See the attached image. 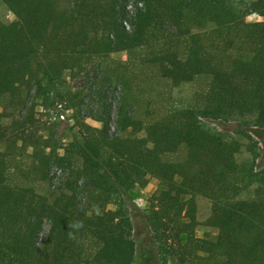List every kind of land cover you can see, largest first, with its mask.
<instances>
[{
	"label": "trees",
	"instance_id": "1",
	"mask_svg": "<svg viewBox=\"0 0 264 264\" xmlns=\"http://www.w3.org/2000/svg\"><path fill=\"white\" fill-rule=\"evenodd\" d=\"M0 2L16 17L9 24L0 21V100L6 101L4 107L0 101V264H133L136 243L126 237L119 212L89 214L82 198L86 194L104 208L112 197L126 198L150 178L159 181L158 207L139 215L150 249L148 261H156L157 245L166 237L162 253L172 239L206 246L208 264H264V166H255L257 155L252 162L225 165L197 138L204 130L202 119L248 118L249 124L264 129V92L251 69L255 57H264V22H242L250 14L264 17V0L245 5L235 0ZM156 44L160 49L151 62L162 77L210 76L203 107L150 124L145 138H122L120 131L132 125L130 118L119 117L112 132L111 105L101 85L92 82L94 105H73L82 139L65 149L61 160L70 162V151H75L81 167L55 200L8 183V158L19 142L20 149L32 147L38 155L39 140L29 133L35 123L33 103L66 98L60 91L64 72L85 69L108 53ZM7 106L15 117L8 128L3 124L11 116ZM195 138L185 161L164 159L185 139ZM178 174L184 175L183 184L176 181ZM250 189L251 197H240ZM198 195L212 203L210 223L219 228L218 242L193 239L195 223L178 218L183 199ZM46 223L50 229L41 239ZM147 230L159 241L151 240Z\"/></svg>",
	"mask_w": 264,
	"mask_h": 264
},
{
	"label": "rangeland",
	"instance_id": "2",
	"mask_svg": "<svg viewBox=\"0 0 264 264\" xmlns=\"http://www.w3.org/2000/svg\"><path fill=\"white\" fill-rule=\"evenodd\" d=\"M249 0H235L237 4L245 5ZM132 10V5H129ZM0 21L9 24L16 21L15 15L0 2ZM243 23L264 22V17L250 14L243 18ZM208 31V30H207ZM208 40V33H205ZM207 39H206V38ZM154 46V45H153ZM162 48V47H161ZM155 48H140L132 52L108 53L101 60L79 71H66L63 74V84L60 91L66 98L44 102L41 99L33 103L35 123L30 134H35L39 140L38 155L32 147L22 148L21 142L14 155L9 159L8 183L12 186L32 188L37 194L54 201L61 192L63 183L81 167V159L75 151H70L71 161H62L65 149L76 140L82 139L79 114L74 104H85L83 109L94 105L91 83L101 85L106 95L105 102L111 105V131L116 130L119 117L130 118L132 125L122 131V138H145L146 128L177 111L203 107L209 92L211 78L208 75L178 76L177 79L162 77L159 67L151 62L152 54L158 52ZM252 75L257 79V87L264 92V57H255L251 65ZM72 100V101H71ZM2 107L6 106L4 99L0 100ZM7 114L3 120L4 126H11L15 120L12 109L7 106ZM64 115V119L60 118ZM248 118L229 117L226 120L208 121L202 119L203 133L197 137L207 150L217 153L225 165L244 164L252 162L255 155V166H264V129L248 123ZM86 123L101 128L102 124L91 119ZM55 130V135L52 132ZM195 139L184 141L174 153L167 154L164 159L170 162H182L188 157V148ZM5 145L2 150H5ZM184 175L178 174L176 181L183 184ZM82 181H79V185ZM159 181L150 178L145 187H136L126 198L123 195L114 196L104 208L96 206L95 201L84 194L82 207L88 213L101 214L104 211L119 212L118 220L124 224L126 237L135 241L136 255L133 264H208L209 250L199 242L175 243L161 241L151 230L147 236L158 240L160 252H157L155 262L148 261L150 249L146 247V236L139 215L149 214L158 207L156 195ZM253 189L241 194V198L251 197ZM212 203L209 198L198 195L187 196L178 208V218L183 223H195L193 239L218 242L219 228L210 223ZM50 225L44 226L41 239L48 233ZM174 232V231H173ZM172 232V233H173ZM167 236V235H166ZM170 236V235H169ZM156 253V251H155ZM164 259L166 261H164Z\"/></svg>",
	"mask_w": 264,
	"mask_h": 264
},
{
	"label": "built area",
	"instance_id": "3",
	"mask_svg": "<svg viewBox=\"0 0 264 264\" xmlns=\"http://www.w3.org/2000/svg\"><path fill=\"white\" fill-rule=\"evenodd\" d=\"M60 118H61V119H64V115L60 114Z\"/></svg>",
	"mask_w": 264,
	"mask_h": 264
}]
</instances>
